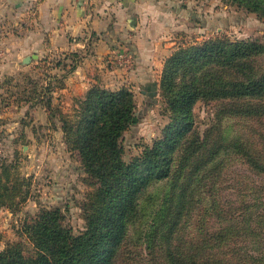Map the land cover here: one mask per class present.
Returning <instances> with one entry per match:
<instances>
[{
  "label": "rangeland",
  "instance_id": "374dc122",
  "mask_svg": "<svg viewBox=\"0 0 264 264\" xmlns=\"http://www.w3.org/2000/svg\"><path fill=\"white\" fill-rule=\"evenodd\" d=\"M185 11L189 27L180 48L216 38L264 46V20L231 0H194ZM6 26L0 21V42ZM33 56L18 71L0 74V254L21 243L34 256L25 228L43 211H58L59 223L80 237L98 228L96 214L106 208L105 186L85 165L76 135L89 91L106 88L76 89L70 77L80 59L67 52ZM242 64L226 70L214 64L199 74L208 71L218 83L264 76V53ZM163 67L151 84L121 75L114 90L106 89L130 93L134 104L118 141L126 165L163 140L179 118L162 88ZM190 70L179 73V86L192 81ZM168 158V176L135 195L112 264H264V96L201 99L190 131Z\"/></svg>",
  "mask_w": 264,
  "mask_h": 264
},
{
  "label": "trees",
  "instance_id": "16d2710c",
  "mask_svg": "<svg viewBox=\"0 0 264 264\" xmlns=\"http://www.w3.org/2000/svg\"><path fill=\"white\" fill-rule=\"evenodd\" d=\"M231 2L264 20V0ZM263 53L264 46L261 44L222 38L187 48H180L179 45L166 59L162 75V88L171 93V109L173 114H179V118L166 129L163 140L129 165L122 162L118 141L125 126L133 119L131 94L93 87L83 102L76 135L77 140L82 141L78 149L85 165L106 189V208L96 214L101 223L96 224L98 228L93 229L92 226L84 236L76 237L59 223L61 214L58 211H43L34 224L25 228L37 251L35 255L26 256L21 243L11 244L0 254V264H112L113 250L124 235L122 223L134 205L135 195L142 192L148 181L168 176L169 153L190 131L193 106L208 98L264 96V76L257 78L250 75L245 81L234 79L236 81L218 83L212 73H199L214 64L221 65L222 70H226L227 66L229 69L232 66L242 67L245 60ZM199 63L202 66L194 69ZM188 68L190 72H195L193 79L179 86V73ZM249 74L254 75L251 71ZM107 158L115 161L116 170L109 165ZM147 169H150L148 176Z\"/></svg>",
  "mask_w": 264,
  "mask_h": 264
},
{
  "label": "crops",
  "instance_id": "0c3cea01",
  "mask_svg": "<svg viewBox=\"0 0 264 264\" xmlns=\"http://www.w3.org/2000/svg\"><path fill=\"white\" fill-rule=\"evenodd\" d=\"M194 0H0L7 31L0 42L1 75L43 52L80 59L70 77L76 89L114 90L123 75L133 83L158 81L166 59L187 32ZM3 28V29H4ZM125 53L127 58L116 60ZM119 61V62H117ZM119 63V64H117ZM105 81V86L103 85Z\"/></svg>",
  "mask_w": 264,
  "mask_h": 264
},
{
  "label": "built area",
  "instance_id": "2783aa9c",
  "mask_svg": "<svg viewBox=\"0 0 264 264\" xmlns=\"http://www.w3.org/2000/svg\"><path fill=\"white\" fill-rule=\"evenodd\" d=\"M127 58V55L125 53H120L115 56L116 60H125Z\"/></svg>",
  "mask_w": 264,
  "mask_h": 264
},
{
  "label": "water",
  "instance_id": "95a60500",
  "mask_svg": "<svg viewBox=\"0 0 264 264\" xmlns=\"http://www.w3.org/2000/svg\"><path fill=\"white\" fill-rule=\"evenodd\" d=\"M31 61H32V58H29V57H28V58L23 62V64H24V65L29 64Z\"/></svg>",
  "mask_w": 264,
  "mask_h": 264
}]
</instances>
